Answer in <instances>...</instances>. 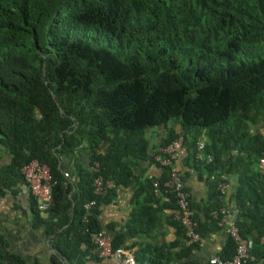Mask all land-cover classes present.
Returning a JSON list of instances; mask_svg holds the SVG:
<instances>
[{"label": "trees", "instance_id": "1", "mask_svg": "<svg viewBox=\"0 0 264 264\" xmlns=\"http://www.w3.org/2000/svg\"><path fill=\"white\" fill-rule=\"evenodd\" d=\"M168 121L179 134L168 129L159 147L179 135L185 165L207 185L199 204L188 202L195 232L200 239L213 233L209 212L233 202L234 224L251 242L252 260L242 264H264V134L252 131L264 126V0H0V196L15 197L24 186L20 168L31 160L47 166L48 208L38 210L27 191L25 204L30 229H40L52 251L50 264L97 259L98 207L118 185L134 184L123 227L130 236L159 225L160 199L175 209L170 194H153L151 180L132 174L137 161L154 163L145 130ZM78 148L88 152L87 165L75 163L64 178L59 159ZM158 168L160 183L168 168ZM97 176L111 183L102 197L92 193ZM221 176L231 186L226 198L215 189ZM110 239L117 248L123 235ZM197 245L171 253L145 244L133 257L208 264L189 257ZM234 245L226 235L216 257L229 259ZM0 264H25L1 234Z\"/></svg>", "mask_w": 264, "mask_h": 264}, {"label": "crops", "instance_id": "2", "mask_svg": "<svg viewBox=\"0 0 264 264\" xmlns=\"http://www.w3.org/2000/svg\"><path fill=\"white\" fill-rule=\"evenodd\" d=\"M168 129L172 130L175 134H179L180 131L176 121H168L165 125L145 130L144 136L148 143V155H152L158 149ZM185 154L184 148L181 147L176 152L173 167L182 177L183 184L189 194V201L193 204H199L206 196L207 185L204 182L203 175L198 179L194 172L185 165ZM87 158L88 152L82 148H78L71 154L61 156L58 163L61 171H65L71 175L73 173V165L78 163L86 166ZM260 169L262 170V168ZM158 172V166L148 160L137 161L132 166V174L136 177L137 181L148 179L149 176L155 178ZM230 183H233L232 179H230ZM133 192V183L125 186L118 185L114 188V195L111 200L106 204L99 205L96 219L100 233L110 238L115 233H121L123 235V242L119 247L131 250L132 253L145 244H148L150 247L163 245L171 248L170 245L175 244L174 241H176V246L170 250L171 253L178 250L179 244L185 246L184 239H179V235L176 234V227L173 224L175 221L173 219L175 210L166 206L163 207L164 201L162 199L157 204L162 207L158 210L159 225L151 233L139 236H130L126 233L123 227L133 209ZM228 192H231V186L225 198ZM25 197L26 188L23 185L18 188L15 197H12L8 193L0 196V234L4 236L8 249L20 255L24 259L25 264H50L49 259L52 251L47 245L46 240L42 238L41 230H32L29 227ZM230 203L233 204V202ZM151 206L152 208L155 207L154 204ZM193 210L196 212L198 219L202 220L203 216L201 213L195 207H193ZM225 239V231L217 228L210 235L199 239L197 247L189 257L198 263H206L208 258L216 256L215 254L224 244ZM178 263L179 261H175L171 264ZM85 264L115 263L111 259L97 257V259L89 260Z\"/></svg>", "mask_w": 264, "mask_h": 264}, {"label": "built area", "instance_id": "3", "mask_svg": "<svg viewBox=\"0 0 264 264\" xmlns=\"http://www.w3.org/2000/svg\"><path fill=\"white\" fill-rule=\"evenodd\" d=\"M181 141V137L177 136L167 145L156 149L152 160L158 167L168 168L167 177L160 183L156 178L151 176L148 179L151 180L153 194H156L160 189L162 193L172 196L175 205L173 219L182 229L184 242L186 244H193L198 243L200 238L195 232V221L190 217L188 207L189 194L183 184L180 173L173 167L176 152L181 148ZM203 146V138L195 142V159L200 160L203 158ZM209 161L210 156L206 155L205 162ZM258 165L260 168H264V160L262 157L258 158ZM20 174L27 192L38 202L37 209L43 211L48 208L50 203V189L53 181L50 178L47 166L36 160H31L20 168ZM61 174L64 178H67L69 175L65 171H61ZM110 186L109 181H102L101 177L97 176L92 182V193L102 197ZM229 188V183L225 181L224 176H221V179L215 185V189L221 195L225 196ZM93 204L94 200H91L84 204L83 207L84 209H89ZM236 212V207L230 202L209 212L211 218L216 221V226L224 230L235 245L234 252L229 259L222 260L216 256H212L207 259L208 264H242L245 260H252L249 253L251 242L249 239H245L239 235L238 228L234 224ZM110 241V237L100 232L91 235V243L94 245L98 257L111 259L115 264H136L131 250L121 247L112 248Z\"/></svg>", "mask_w": 264, "mask_h": 264}, {"label": "rangeland", "instance_id": "4", "mask_svg": "<svg viewBox=\"0 0 264 264\" xmlns=\"http://www.w3.org/2000/svg\"><path fill=\"white\" fill-rule=\"evenodd\" d=\"M252 131H256V132H260V133L264 134V126H262L260 124H258V125L256 124V125L252 126Z\"/></svg>", "mask_w": 264, "mask_h": 264}, {"label": "clouds", "instance_id": "5", "mask_svg": "<svg viewBox=\"0 0 264 264\" xmlns=\"http://www.w3.org/2000/svg\"><path fill=\"white\" fill-rule=\"evenodd\" d=\"M178 136H179V135H178ZM202 138H203V137H202ZM202 138H198L197 140L202 139ZM203 139H204V138H203ZM197 140H196V141H197ZM204 142H205V141H204ZM24 187H25V186H24ZM26 191H27V190H26ZM135 263H136V262H135Z\"/></svg>", "mask_w": 264, "mask_h": 264}]
</instances>
